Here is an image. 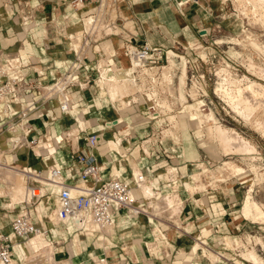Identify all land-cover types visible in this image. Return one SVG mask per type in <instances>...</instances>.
<instances>
[{"label":"crops","instance_id":"obj_1","mask_svg":"<svg viewBox=\"0 0 264 264\" xmlns=\"http://www.w3.org/2000/svg\"><path fill=\"white\" fill-rule=\"evenodd\" d=\"M209 1L201 0L200 2L199 0V4L188 3L178 8L172 0H115L113 9L119 15L125 14L122 16L123 19H131L134 28L133 32H127L128 37L120 35V40L123 41L125 38H129L132 44H140L146 41L151 45L165 48L176 45V43L186 47L188 44L200 42L201 45L211 48L215 45L214 41H173L177 37L184 36V33L188 31L201 33L205 30L206 33H209L213 30L209 26L211 25L210 16L213 8L210 7ZM194 6H196V9L192 14L191 10L195 8ZM195 17H197L196 20ZM6 24L4 41H0V48L4 49L6 53L18 54L21 60L19 72L25 78L45 83L55 78L57 63L72 62V55L66 50L64 41H38V38L35 39V28L24 22H18L13 26V20H10L9 16L6 18ZM49 29L52 28L49 27ZM42 32V36H44L47 29L43 28ZM112 39L100 42V44L105 42L109 44L112 48L110 53L120 50L121 41ZM205 42L208 44H204ZM215 42L221 43L219 41ZM60 44L63 47L56 50V46ZM168 53L172 52L168 51ZM189 53H191L190 50ZM199 55L201 56V53ZM120 59L122 64L127 65L125 57L121 55ZM173 61L168 59L167 67L172 69L174 77L178 79V85L176 84L177 86L174 87L173 83L172 88L178 90L177 97L182 103L183 111H186L185 115L192 121L195 132L198 136H201V133L195 128L198 123L195 124L190 115V104L193 105L194 102L182 101L180 97L181 79L184 80V76H186V66L182 65L180 74L177 77L173 67L169 65ZM175 61L178 63L177 57H175ZM104 92L106 93V91ZM100 94H103V91ZM36 104L38 107L35 109V119L32 120L30 135L37 138L38 154L35 153V150H37L35 147L37 146L33 148L34 151L30 148L24 149V154L19 156L8 152L3 157L7 162L13 165L45 170L51 163L55 162L56 165H59L60 162L66 160L71 150H74V153L79 151L86 154L93 153L98 164L102 167L104 177L120 175L130 180L129 171L137 168L144 174L146 183L150 185L154 192L156 191V197L160 198L165 197L167 194L169 196L175 194L180 200L176 209L177 213L172 214L170 217L157 216L155 213L148 212V210L147 212L150 214L145 215H131L126 211L116 212L114 225L110 233L97 231L89 234L86 229H84L85 231H77L78 229L75 227L71 231L68 225L55 222L44 235L39 234L27 239L22 238L26 239L25 242L36 238L39 251L43 249L42 247L47 249L51 245L53 248V264H94V261L101 256L105 257L107 264H153L152 262L148 263L149 258L145 244L150 239L153 241L157 229L164 231L166 239L169 238L170 241L166 248L171 257L186 253L189 247L191 248L188 245L191 239H197L199 243L196 247L197 250L192 254L198 253L200 248L206 246L215 250H222V247L225 246L223 243L226 236H230V238L236 236V232L240 231L245 225L246 219L241 215H236L234 211V207L239 200L238 187L230 183L228 185L227 181L220 180H217L219 182L215 184L211 182L205 183V185L193 184L198 178H195L196 171L193 170L188 175L192 183L186 185L185 180L182 179L186 175L184 173H186L188 162L200 157V151L194 145V139L190 133L183 132L178 135L181 138L179 142L176 141L178 144L181 143L178 146L173 139H165L162 143H156L154 142L153 133L157 130V123L150 117L143 122L129 118V123H126L121 116L110 119L103 118V125L100 127V138L97 144L90 148L87 145V134L99 129L89 131L84 130V127L76 126L75 129L69 130L77 122H80L81 115H74V110L70 113L69 111L67 113L61 112L57 101L43 102L41 99H37ZM80 105H82V102H75L72 107L76 109ZM177 106L178 104H175V109L178 111L175 115L180 116V110L176 108ZM131 107L136 108L133 105ZM46 108L47 110H45ZM210 111L213 112L211 109ZM215 119L216 122H219L217 118ZM113 120L116 122L115 124L105 125L107 121ZM174 122L177 124L178 120ZM172 125L175 127V123H172ZM129 127H133V129L129 130ZM141 127H145L142 130V135L137 133ZM184 129L185 131L188 130L187 128ZM6 130H3L5 135L3 132L0 135V149L2 150L9 149L12 145V138L20 132L19 127L17 133L6 132ZM168 130L172 134V138L177 139L178 136L175 137L176 134L170 129H167V132ZM143 143L145 147L142 146ZM46 146L49 149L52 146L53 152H48ZM205 147L212 151L210 145ZM223 154L228 155L230 153L223 152ZM226 162L224 160L222 166ZM200 164L201 162L198 163V165ZM79 168L80 165L74 160L71 169L78 172ZM243 176L244 174L240 178ZM177 183H179L178 195L173 192L162 194L171 186H176ZM139 192L140 187L134 189L135 195L143 197ZM46 203V210H48L50 204L54 206V202L49 203V200ZM173 222L179 223L181 230L175 229L172 225ZM42 225L47 227L44 217L42 218ZM0 227L3 231L10 232V226L9 229H6L4 225ZM204 230H207V233H204ZM22 239H15V243L19 245ZM237 249L239 248L233 247V250L226 249L224 252L230 257L229 255L233 256L234 253L240 254ZM28 254V256L35 255V243L30 246ZM24 256L14 247L13 260L16 261V264L34 263L35 256L29 262L25 261ZM169 259L160 261V264H169ZM41 264L49 263L41 262ZM189 264L210 263L208 261L203 263L200 257L198 259L193 257ZM216 264L228 263L223 261Z\"/></svg>","mask_w":264,"mask_h":264},{"label":"rangeland","instance_id":"obj_2","mask_svg":"<svg viewBox=\"0 0 264 264\" xmlns=\"http://www.w3.org/2000/svg\"><path fill=\"white\" fill-rule=\"evenodd\" d=\"M106 1L107 2L105 5L108 7L107 8L108 10L106 11L104 9V20H103L104 23L102 22L100 26H98L99 24L97 23L95 26V23H93L92 26H94V28L92 26H90L89 28H86L84 26V18L90 15L91 13H80L79 11L75 10L72 7V5L68 2V0H8V1L0 0V11H1L0 12V41H4V38H3L5 34L4 29L7 26L6 18L8 16L10 17V20H13V24H12L13 26L17 24L18 22H24L27 25H31L32 28H35L34 30L35 39L38 38V41H64L63 42L64 44L67 43L66 41H73L72 38H74L73 42L88 41L87 45L84 47V49L86 50L85 56L87 57L85 61V66H86L85 71L87 70V73L90 74L89 76L90 81L88 85L86 86V88L82 90H79L76 87L75 88L73 87L70 90L71 102H72L71 107L73 106L75 102H82V105L78 106L76 109L72 107V109L75 111V112L73 111V113H75L74 115L76 116L81 115L83 116V118L80 120V122H77V124H75L69 130L75 129L76 126L84 127V130H89V131L100 129V127H102L103 125L102 123L103 118L110 119L112 117L117 118L121 116L122 119L126 121V123H129L128 121L129 118H134L139 121L141 120V122L148 119V116H147L148 112L143 105L140 106L139 109L138 108L133 109L131 105L127 106V100L129 98L127 94L129 92L128 91L129 87L124 80L119 79L118 74L116 73V70L112 71L113 76L116 78V79L114 78L113 80L115 83H112L111 81H103L104 85L101 84L100 85L101 88L99 84L97 83L98 82L97 80H99L102 77V75H106L107 73H109L106 70V67L108 65L107 59L108 60L110 59L109 52H111V49H112L108 43L105 42V43L100 44V42L109 41L112 38H114L115 41H121L120 35H124L125 37H128L127 32L134 31V29H132L133 26H131L132 24L131 20H129V18L123 19L122 16H124L125 14L119 15L118 13H116V11L113 9V6H111L112 0H106ZM209 2H210V7H213L211 9L212 12L210 16L211 25L209 26L212 27L213 30L205 34L204 32L197 33V32L188 31L184 33V36L177 37L173 41H214V40L217 41V39H222L223 42L215 44L211 46V48L209 47L207 49H204L203 48L204 46L201 45L200 42H197L194 44H188L186 48H183L181 44L176 43V45H173L169 48L172 50V52L176 54L177 59L178 57H180L181 60L180 62L178 60V63H177V61H175V54L169 53L168 58L174 60L169 65L173 67L174 71L176 72V76L178 77L184 61L186 62L185 66L187 68L188 59L192 60L193 58H195L196 54H199L202 52L204 54L207 50H211V49L214 50V52L216 53V58L211 59L205 64H202L201 66V69L202 71L205 72L206 77H209L206 80L205 87L207 90V99L212 100V103L209 105L210 109L213 111L212 113H214V117L217 118V120L221 124H223L226 127H232L235 130H237L243 137L251 141V143L254 145L255 148H253L252 150L246 153L241 152V151H238L237 153L235 147H233L234 149L230 148L231 145L229 143H227L228 145H225L226 142L224 141L225 142L224 143L223 140L221 141L219 136L213 132V130L211 129L213 127L212 125L214 124L213 121H210V123L209 121H205V120L200 121L198 123L199 125L195 127L196 129H198V132L201 133V136H198V134L195 132L192 121L188 119L187 115H185L186 111H183L184 109L182 106L176 107V108H179L178 110H180L179 111L181 114L180 116L177 115L175 117L174 115L172 116L169 115L170 119L172 118L174 119V121L178 120V123L175 124V127L172 128V127L165 126V125L164 126L161 125V126L162 128H166L165 133L169 135V139H171L170 137H172V134H170L169 130L167 132V129L172 130V132L176 134V137L180 133H183V132L188 133V134L190 133V135L194 139V145L198 147L200 151V157H198L192 162H188V164L186 165L187 170H186V173H184V175L185 174L186 175L184 178H182L185 180L186 185L188 183H192V180L188 176L192 170L196 171L194 174L195 178L198 177L196 179V182L193 184L205 185V183H208V182L215 184L219 182V181L217 182V179L223 178V181H227L228 185L230 183L231 185H235L236 187H238L237 193L239 196V200L234 207V211L236 212L235 213L236 215H240L239 208H240L241 200L243 198V195L246 193L249 187L252 188L251 193L254 199L258 203H262L260 205L263 207V210H264V133L261 132L262 126L260 123V121L264 119V115L262 116L263 114L262 110L258 109L252 115L250 120L246 121L243 119V117H241L239 114L233 111L226 104V102H224L220 94L218 95V97L220 98H218L216 95L212 93V89L214 88V86L217 85L214 81L215 80L219 81L221 77L220 76L219 78H216V76H214L213 73L215 70H218L217 73L218 75L220 74L219 71L221 67L225 68L224 66H222L224 64L222 63L220 58L227 57V62L230 64V68L229 69L225 68V69H227L226 72L229 73L227 74V76L229 75L230 79L232 77L241 78L243 75H245V76L250 77L252 80H256V81L264 83L263 79L261 78L259 74L260 67L264 65V26L261 25L263 22L260 23L261 21L260 19L259 21L257 19H254L252 14H248V15L242 14L240 10L241 6H239L237 2H234V0H210ZM234 3H237L236 4L237 6ZM194 7L195 8L191 10L192 14H194L193 11L196 9V6ZM65 9L67 12L65 11ZM243 17H247V18H243ZM196 19L197 17H195V20ZM127 20L129 21V24L127 23V25H125ZM253 20L255 21V23ZM245 21L247 22V25H245ZM102 24L104 26H102ZM215 24H219L220 27L217 28ZM49 27H51L52 29H49ZM43 28L47 29V32H45L44 36H42ZM17 33L21 34L20 32H17ZM245 35H247L249 38L248 37L246 38ZM250 37L254 38L255 39V40L253 39L254 42L256 41V43L259 46L256 47L255 44L252 43L253 40H250L251 39ZM235 38L239 42L236 41ZM204 44L207 45L208 43L205 42ZM60 45L61 47H59ZM60 45L56 46L55 49L56 50L61 49L63 45L62 44ZM196 45L199 46L197 49L194 48L196 47ZM67 46H70V44L67 43ZM0 50L3 52H6L4 51V49L0 48ZM189 50L191 51V53H189ZM67 51L69 52V50ZM16 55L18 54L13 53V54H10L9 56L12 57ZM250 61H252V63ZM254 63H255V66L253 65ZM71 64L72 62H69V61L57 63L56 76L59 74L60 75L63 74ZM250 65H253L252 66L253 69L255 70L257 68L258 71H254L253 69H251ZM110 67L112 66L110 65ZM122 67L127 68V65L122 64ZM219 67L220 69H218ZM247 67H249L250 69ZM105 71L107 73H105ZM101 72H102V75L99 76ZM54 79H51L50 81H46L45 84H51V82H53ZM122 82L123 84H121ZM119 83L120 85L123 86V87L121 86L122 88L119 86ZM181 83L182 84L180 87V97L182 101H185L187 99L186 101L188 103H193V101L187 98L186 96L187 90L189 88L188 78L184 76V80L181 79ZM176 84L178 85V82H177V78L175 77L174 87L177 86ZM116 85H118L119 87H117ZM110 87L116 90L114 99L110 97V90H109ZM118 90H122V91L118 92ZM102 91H103V94H100V92ZM104 91H106V93ZM194 91H195V87L192 86L190 89L192 96H194L196 92ZM171 94L173 96V99H172L173 103L178 104L179 103L178 101H180L177 97L178 90H174L172 88ZM24 96L27 97L28 95L25 94ZM120 98L124 101V102L122 101L121 103L122 105L118 104V101L121 100ZM193 105L195 106L197 115L199 117H202L203 113L207 111V109H205L204 111H199L196 105L195 104ZM115 107L117 108L122 107V108L118 109V111L116 112L114 111ZM45 110H47V108ZM177 112H178L177 109H175L173 113L177 114ZM256 118L260 120L258 123L254 122V119ZM159 121L160 120H158L155 123H158ZM174 121L173 123H175ZM18 127L19 126L17 125H13L12 127L8 128L6 132L17 133L19 132ZM208 127L211 129V131H209L210 129L207 130ZM144 128L145 127H141V129L139 128L137 133L142 135V132H143L142 130ZM184 128L188 129L186 130L187 132L185 131ZM131 129H133V127H129V130ZM206 131H208L207 132L208 134L206 133ZM2 132L5 135L3 130H0V135ZM172 139L175 142L176 141L179 142V139L181 140L179 136L177 137V139H174V138ZM218 140L221 141L222 143L218 142ZM176 145L177 146L181 145V143L178 144L176 142ZM208 145H210V147L212 148V151L205 147V146L208 147ZM48 146H46L48 149L47 151L53 152V150L51 149L53 147L51 146L49 149ZM142 146L145 147V144L143 143ZM224 146L225 147L229 146L228 148H230L231 150L229 149L230 150L229 151L228 148L224 149ZM35 148L37 149L38 146ZM135 149L138 150L137 147H135ZM147 149L149 148L147 147ZM35 151H36L35 153L38 154V149ZM24 152L25 150H22L18 154V156L24 154ZM223 152H229L230 154L224 155ZM253 153H258L257 155H259V158L255 160H251V157H248V156H254ZM3 159L4 158L1 157L0 161ZM224 160H226L227 162L224 163V165L222 166V162ZM199 162H202V166L198 165ZM237 165L242 166L245 172L244 176L241 178L239 175L236 176L237 174L233 175L235 174L234 167ZM15 166L21 167V165H17V164H15ZM204 167L207 168V170L205 172H201L202 168ZM8 186H9L8 181L6 182L5 179L2 180L0 178V188H2L3 192L5 191L4 192L5 195L3 196L0 195V226L4 225L6 229H9L11 218L14 217V215L22 208L21 203L14 204L13 206L12 205L10 206L8 204L9 200H8V195L6 192L8 189ZM167 192H170L169 188L166 189L162 194H165ZM173 196L175 197V195ZM170 197L171 196L169 197L166 196L164 198L166 199ZM53 199H54V196H50L42 200L43 201L42 203L46 204V209H47V203L45 200L47 201L49 200V203H50V202H54ZM159 200L161 199L159 198ZM162 201L164 200H161L160 203ZM140 202H142V208L144 207V209L146 208L145 210L154 212L155 215L157 216L170 217L172 214L177 213L176 211V208L178 207L177 202L176 203L173 202V204L170 206L168 204L165 205L166 203L163 202L166 207L168 206L167 208H164V209L162 208L163 203L162 204L159 203V206H158L156 202L154 203L155 206L154 204L151 205L152 207L148 203V206L145 207V203L143 202V200H141V198H139V203ZM173 205L176 207L174 208ZM149 206L151 207V209L149 208ZM53 208L54 206L50 204L48 210H46V214L47 215L51 214ZM46 214L43 215L45 216V221L47 220ZM172 224H176V223L173 222ZM177 225H179V223H177ZM68 227L71 231L74 230V226L72 224H68ZM0 229L3 230L1 227ZM92 229L94 230L93 227H91V229L89 230L86 229L87 233L91 234V233L97 232V231H92ZM77 231H80V230H77ZM98 232L102 233L103 231L100 230ZM204 233H207V230H204ZM236 236H238L239 246L236 244L237 246H234V247L239 248L237 250L238 252H240V254L242 251V254H241L242 256H244L243 254H245L244 252L246 251L245 248L248 247L251 249L249 245H252V248H254V250L258 254V257L263 256V259H264V245L262 246L260 243L261 241L264 242V221L258 223V222H254L252 220L246 219L245 225L243 226V228L240 229V231L236 232ZM25 241L26 239H22L20 243L21 242L23 243ZM169 241L170 240L168 237H167L166 242L164 241H154L153 242L152 239H150L145 244V247L147 249L146 251L148 253V258H149L148 263L152 262L153 264H160V261L170 258L169 264H189L192 261L193 257L194 259H198L200 257L201 262L203 263L208 261L204 256H202L200 250H198L199 251L198 253L192 254L193 251L195 252L196 250V249L193 250L192 247L196 244V242H198L197 239H194V240L191 239L188 245L192 247L191 248L189 247L186 253L180 254L177 257H174V256L171 257V255L168 254L166 247L168 246ZM240 241L244 242V244L241 243ZM253 241L255 242V245H253ZM226 244L229 246L231 245L230 241H228ZM260 246L262 247V249L260 248ZM42 248L43 249L39 251L36 247L35 255H30L31 257L28 256L29 255L28 253H26V255L24 256L25 261L29 262L30 260H32V257L35 256L34 257L35 261L33 264H35L36 261L37 262L39 261L40 264L41 262H48L50 253L51 255H53L52 253L53 248L52 249H48V248L46 249L45 247H42ZM43 251L49 252L48 253L49 255H47V253L45 252L43 253ZM198 254L199 256H197ZM205 254L207 255V252H205ZM45 255L47 256V258H45L46 257ZM208 257H209V254H208ZM37 262L36 264H38ZM95 263H96V260L94 261V264Z\"/></svg>","mask_w":264,"mask_h":264},{"label":"built area","instance_id":"obj_3","mask_svg":"<svg viewBox=\"0 0 264 264\" xmlns=\"http://www.w3.org/2000/svg\"><path fill=\"white\" fill-rule=\"evenodd\" d=\"M102 1L68 0L75 10L80 13L91 14L100 9ZM172 1L178 8L188 3H198V0ZM114 3L115 0H112L111 6H114ZM107 8L104 5L106 11ZM245 25H247L246 21ZM215 26L220 27L219 24ZM203 32L206 33L205 30ZM66 42L70 43V46L65 43V47L72 55V64L63 74L56 76L51 84L25 78L19 72L20 57L18 55L11 57L9 55L12 53L0 50V130H6L13 125H18L20 129V132L12 138L11 147L0 150L1 157H4L8 152L19 154L27 148L34 151L33 148L37 146V138L30 135V132L32 120L35 119V109L38 107L37 99H41L43 102L57 101L59 110L67 113L71 108L70 90L73 87L82 90L88 85L90 74L87 73V70L85 71L87 57L84 49L88 41ZM214 43L218 44L215 40ZM198 47L196 45L194 48L197 49ZM183 48L186 47L183 46ZM203 48L207 49L208 47L204 46ZM119 49L112 53L109 52L110 59H107V70L108 72L120 70L122 67L120 56L126 58L129 78L127 105H133L138 109L143 105L148 112V117L156 122L160 120L153 137L154 142L162 143L165 139H169V135L165 133L166 128H162L161 125L174 127L172 125L174 119L170 120L168 117L169 114L175 115L173 112L176 104L173 103L171 94L175 77L172 69L167 67L168 51L172 52V50L163 46L151 45L146 41L140 44H132L129 38L121 41ZM172 54L175 53L172 52ZM214 58H216V53L211 49L205 52V57L196 54L195 58L187 60L186 78L189 81V88L186 96L194 101L190 88L195 87L194 98L203 101L200 105V111L205 109L209 111V105L212 103V100L207 99L205 87L209 77H206L201 66ZM220 59L224 64L222 66L229 69L230 64L227 62V57ZM178 60L180 61L181 58L178 57ZM183 64L186 65V62L184 61ZM213 74L219 78L217 70ZM214 82L217 84L216 80ZM212 93L218 97L214 88ZM25 94L28 96L25 97ZM178 102V106H181L180 101ZM115 123L114 120L107 121L105 125L109 126ZM100 130L87 134V145L90 148L97 144L100 138ZM170 138L172 140V137ZM148 140L150 141L149 137ZM74 160L80 165L78 172L71 169ZM0 167L18 170L26 180L25 198L16 203H21L22 208L10 220V232L0 229V264H11L15 239H27L31 235L39 233L44 235L47 232L49 228L42 225V218L45 216H38L36 209V204L47 197L54 196V208L51 213L58 222L65 225L74 223L78 229L83 231L88 228V225L94 228L92 231L112 227L116 212L126 211L131 215L148 214L142 208V202L139 203V198H141L146 206V199L133 193V189H138L142 183L146 182L144 174L139 170L136 173L130 170V180L120 175L104 177L102 167L98 164L93 153L86 154L80 151L74 153V150H71L67 159L61 164L51 163L45 170L26 166L16 168L17 166L4 159L0 161ZM217 180L223 181V178ZM178 186L179 183L176 186H171L170 192L178 195ZM172 225L175 229L181 230L179 225ZM156 233L153 236V241H167L164 231L157 229ZM253 245H255L254 241ZM249 247L252 248V245ZM260 248L262 249L261 246ZM226 249L233 250V247L223 246L222 250H215L206 246L200 248V252L210 264L222 263L223 261L228 264H258L238 253L228 257L224 252ZM208 253L213 254V260L208 257ZM95 264H107V261L104 256H101Z\"/></svg>","mask_w":264,"mask_h":264},{"label":"bare ground","instance_id":"obj_4","mask_svg":"<svg viewBox=\"0 0 264 264\" xmlns=\"http://www.w3.org/2000/svg\"><path fill=\"white\" fill-rule=\"evenodd\" d=\"M106 0H103L102 1V4H101V7L99 9V11L95 14H90L88 16H86L84 18V26L86 28H89L90 26H92L93 23H95V26H96V23L99 24L98 26H100V24L103 22L104 20V5L106 4ZM233 2V1H232ZM234 2H237L239 6H241V13L242 14H245V15H248V14H252V16L254 17V19H257L259 21V19L261 20L260 23H264V0H234ZM237 3H234L235 5ZM237 6V5H236ZM239 10V9H238ZM1 12V11H0ZM251 16V15H249ZM247 18V17H246ZM249 19V18H248ZM131 20V19H129ZM252 21V20H251ZM254 21V20H253ZM257 21V22H258ZM132 22V21H131ZM104 23V22H103ZM127 23L129 24V21L127 20V22L125 23V25H127ZM255 23V21H254ZM259 23V22H258ZM259 23V24H260ZM261 24L262 26H264V24ZM106 24V23H105ZM102 26H104L102 24ZM132 26V24H131ZM94 28V26H92ZM91 27V28H92ZM106 27V25H105ZM90 28V29H91ZM92 28V29H93ZM96 28V27H95ZM98 28V27H97ZM134 29V28H132ZM127 32V31H126ZM70 33V32H69ZM71 34V33H70ZM247 34V33H246ZM249 34V33H248ZM246 38L248 37L247 35H245ZM250 36V35H249ZM72 38V37H71ZM249 38V37H248ZM251 38V37H250ZM73 41H74V38H72ZM236 39V38H235ZM254 38H251L250 40H253ZM230 40V39H229ZM255 40V39H254ZM254 40L252 41L253 44H255V46H259L256 41L254 42ZM216 41V40H215ZM217 41L219 42H222L223 40L222 39H217ZM227 41V40H226ZM236 41H238L236 39ZM239 42V41H238ZM251 42V41H250ZM70 44V43H69ZM201 57H205V55L203 54V52L201 53ZM252 63V61H250ZM121 63V61H120ZM255 66V63L253 64ZM253 65H250V68L253 69ZM257 65V64H256ZM249 68V67H247ZM249 68V69H250ZM255 68V67H254ZM220 69V68H219ZM106 70H107V67H106ZM227 69L221 67L220 69V74H219V77H220V80L217 81V85L214 87V92L217 94V95H221L224 102H226V104L233 110L235 111L237 114H239L241 117H243L244 120L246 121H249L250 118L252 117V115L258 110V109H261L262 110V116L264 115V83L262 82H259V81H256V80H252L250 77L248 76H245L243 75L241 78H231L229 77V75L227 76V74H229L228 72H226ZM254 70V69H253ZM108 71V70H107ZM218 71V70H217ZM254 71H258L257 68L254 70ZM260 76L261 78L263 79L264 81V65L260 67ZM105 73H107L105 71ZM116 73L118 74V77L119 79L121 80H124L126 82L127 85H129V78H128V69L127 68H123L121 67L120 70H116ZM115 73V74H116ZM223 73V75H222ZM114 74V75H115ZM218 74V73H217ZM252 74V73H251ZM256 74V73H255ZM102 75V72L101 74H99V76ZM121 75V76H119ZM229 77V78H228ZM259 77V76H258ZM106 78V79H105ZM114 76H113V72H109L107 73L106 75H102V77L97 80L99 86L101 84H103L104 82L103 81H111L112 83H115L113 80H114ZM105 79V80H104ZM116 79V78H115ZM118 80V78H117ZM120 80V81H121ZM244 80V82H243ZM123 81V82H124ZM123 82L121 84H123ZM111 83V84H112ZM97 84V85H98ZM107 84V83H106ZM105 84V86H106ZM118 84V83H117ZM125 84V85H126ZM104 85V84H103ZM102 85V86H103ZM124 85V87H125ZM110 86V84H109ZM112 86V85H111ZM115 86V84H114ZM117 87H121L122 85H120L119 83V86L116 85ZM123 87V86H122ZM121 87V88H122ZM101 88V86H100ZM108 88V87H106ZM116 88V87H114ZM125 89V88H124ZM191 89V88H190ZM110 97L112 99L115 98V94H116V90L113 89L112 87H110ZM119 91H122V90H118ZM196 91V89H195ZM194 91V92H195ZM192 95V93H191ZM193 97V102L194 104L196 105V107L199 109V111L201 110L200 109V105H202L203 101L202 99H198V98H194ZM117 99V98H116ZM121 99V98H120ZM111 100V99H110ZM119 100V98H118ZM180 100V99H179ZM122 99L120 101H118V104L119 105H122ZM124 102V101H123ZM180 104L181 101H180ZM114 105V104H113ZM122 107L120 108H117L115 107V110L116 112L118 111V109H121ZM73 111L72 107L70 108L69 112ZM75 112V111H74ZM203 113V112H202ZM171 115V114H169ZM168 115V117H169ZM190 115H191V118L194 120L195 124L199 123L200 121L202 120H205V121H213V127L211 128L213 130V132L219 136V138L221 139V141L223 140V142L225 141L226 144L225 145H228L227 143H229L231 145L230 148H233L235 147L236 148V151L238 153V151H241V152H248L250 150H252L254 148L253 144L251 143V141H249L247 138L243 137L238 131H236L234 128H229V127H226L222 124H220L219 122H216V119L213 115V113L209 110V111H206L203 113V116L202 117H199L197 115V111L195 109V106L191 105L190 104ZM172 116V115H171ZM175 116V115H174ZM83 118V116H82ZM255 118V117H254ZM170 119V118H169ZM172 119V118H171ZM170 119V120H171ZM258 120V118L254 119V122H259L260 120ZM262 120V119H261ZM173 123V121H172ZM261 123V132L264 133V119L262 121H260ZM176 124V122H175ZM199 125V124H198ZM209 126V125H208ZM210 128L208 127L207 130H209ZM211 129L209 131H211ZM208 131H206L207 133ZM66 133V132H65ZM208 134V133H207ZM212 135V134H211ZM176 137V136H175ZM210 137V135H209ZM213 137V136H212ZM48 138V137H47ZM215 139V138H214ZM218 140V142H221ZM224 142V143H225ZM222 143V142H221ZM229 146L225 147L224 146V149L225 148H228ZM228 148V150L230 149ZM223 149V150H224ZM234 149V148H233ZM1 150V149H0ZM227 150V149H226ZM227 150V151H228ZM231 150V149H230ZM229 150V151H230ZM243 154V153H241ZM252 154V153H251ZM258 153H253L254 156H248V157H251V160H255L257 158H259V155H257ZM253 158V159H252ZM0 159H1V156H0ZM2 161V160H1ZM200 166H202V162L200 164ZM252 166V165H251ZM17 168V167H16ZM253 168V167H251ZM0 178L3 180L5 179L6 182L8 181L9 183V186H8V189H7V195H8V200H9V205L13 206L14 204L18 203L19 201H21L23 198H25V189H26V180H25V177L19 173L18 170H11L10 168H2L0 167ZM207 170V168H202L201 172H205ZM234 170H235V174L241 176L243 174H245L244 172V169L242 166H235L234 167ZM133 171L136 173L138 171L137 168H134ZM198 173V172H197ZM256 173V172H255ZM140 192L141 194L143 195V197H145L147 200H148V203L151 205H153L154 203L157 202V205L159 206V203L161 200H164L162 201L160 204H162L163 202L166 203L165 205H172L173 202H177V204H179L180 200L178 197H174L173 195L175 194H171V197L170 198H161V200H159V198L156 197L155 195V192L153 191V189L150 187L149 184H147L146 182L142 183L140 186ZM201 187V186H200ZM252 188L249 187L246 194L244 195V197L242 198V201H241V204H240V208H239V214L244 217L245 219H249V220H252L254 222H263L264 221V210H263V207L260 205L262 203H258L252 193ZM5 192V191H4ZM4 192L2 191V188H0V195L3 196L5 195ZM139 192V193H140ZM133 193H134V189H133ZM168 195V194H167ZM166 195V196H167ZM177 195V194H176ZM165 196V197H166ZM169 197V195H168ZM175 202V203H176ZM163 203V209L164 208H167ZM38 204V203H37ZM175 205V204H174ZM173 205V206H174ZM147 206V205H146ZM145 206V207H146ZM155 206V204H154ZM165 206V207H164ZM172 206V207H173ZM152 207V206H151ZM150 207V209H151ZM176 206H174L175 208ZM155 208V207H154ZM157 208V206H156ZM161 208V209H162ZM37 215L42 217L44 214H46V204L45 203H42L40 202L37 207ZM144 209V207H143ZM146 209V208H145ZM144 209V210H145ZM160 209V207H159ZM177 209V208H176ZM154 210V209H153ZM147 211V210H146ZM149 212V211H148ZM147 212V213H148ZM154 213V212H152ZM150 214V213H148ZM152 215V214H151ZM47 216V220L45 221L46 225L48 228H52V226L54 225L53 223L54 222H58L57 219L55 218V216L53 215V213L51 214H46ZM54 219V221H53ZM72 224L76 229H78L76 227V225L74 223H70ZM88 228L86 229H91L92 226H87ZM78 230H81V229H78ZM104 233H110L112 231V227H109V228H106L104 230H102ZM40 234V233H39ZM39 234H35V235H39ZM31 236H34V235H31ZM30 236V237H31ZM255 238V237H254ZM257 238V237H256ZM249 239V238H248ZM227 240V241H226ZM260 240V239H259ZM35 241V242H34ZM230 241V246L231 247H234L235 246H239V240H238V237L237 236H232L230 238V236H226L225 238V242L223 243L224 245ZM243 241V240H242ZM241 242V241H240ZM35 243V248L37 247V243H38V240L35 238V240L32 238L30 239L29 241L27 242H24V243H20L19 245L17 243H15L14 247L17 248V250L22 253L23 255H26V253H28V250L30 248V246ZM244 244V242H241ZM240 243V245H241ZM261 245L263 246L264 245V242L261 241L260 242ZM237 244V245H236ZM199 245L198 242H196V244L192 247L193 250L196 249V247ZM226 246H229L226 244ZM48 249H52V246L49 245V248ZM246 251L245 254H243L244 256L243 257H246L248 260L250 261H253L254 263H260V264H264V259H263V256L262 257H258V254L256 253V251L254 250V248H245ZM242 250V249H241ZM48 251V250H47ZM50 251V250H49ZM45 251H43L44 253ZM194 252V251H193ZM47 253V255H49L48 253L49 252H45ZM53 253V251H52ZM242 253V252H241ZM42 254V253H41ZM209 254V258H211V260L214 259V256L212 253H208ZM46 256V255H45ZM47 258V256L45 257ZM14 259V258H13ZM11 260V264H16V261L15 260ZM37 262V261H36ZM35 262V264H36ZM38 264L39 261L37 262ZM48 263L50 264H53L54 263V258H53V255H49V258H48Z\"/></svg>","mask_w":264,"mask_h":264}]
</instances>
